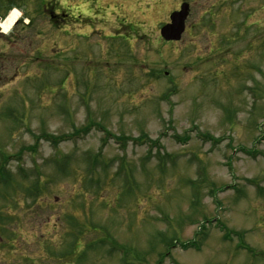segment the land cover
<instances>
[{
	"label": "rangeland",
	"instance_id": "rangeland-1",
	"mask_svg": "<svg viewBox=\"0 0 264 264\" xmlns=\"http://www.w3.org/2000/svg\"><path fill=\"white\" fill-rule=\"evenodd\" d=\"M88 3L3 64L0 264H264V0Z\"/></svg>",
	"mask_w": 264,
	"mask_h": 264
},
{
	"label": "flooded vegetation",
	"instance_id": "flooded-vegetation-1",
	"mask_svg": "<svg viewBox=\"0 0 264 264\" xmlns=\"http://www.w3.org/2000/svg\"><path fill=\"white\" fill-rule=\"evenodd\" d=\"M89 1L101 7V0H0V73L5 70L3 64H13L15 58H36L35 52L40 49L35 43L37 37H43L45 26L60 32L63 40L83 37L80 28L96 26L97 19L90 15L100 10L90 6ZM107 21L102 18L99 24Z\"/></svg>",
	"mask_w": 264,
	"mask_h": 264
},
{
	"label": "water",
	"instance_id": "water-1",
	"mask_svg": "<svg viewBox=\"0 0 264 264\" xmlns=\"http://www.w3.org/2000/svg\"><path fill=\"white\" fill-rule=\"evenodd\" d=\"M189 14V5L182 3L178 11L169 15V22L159 29L160 37L167 42H178L185 29V22Z\"/></svg>",
	"mask_w": 264,
	"mask_h": 264
},
{
	"label": "trees",
	"instance_id": "trees-1",
	"mask_svg": "<svg viewBox=\"0 0 264 264\" xmlns=\"http://www.w3.org/2000/svg\"><path fill=\"white\" fill-rule=\"evenodd\" d=\"M65 138V140H67L68 138L67 137H64ZM61 140V139H60ZM64 141V140H63ZM53 142L54 143H58L59 141H57L56 139H53Z\"/></svg>",
	"mask_w": 264,
	"mask_h": 264
},
{
	"label": "bare ground",
	"instance_id": "bare-ground-1",
	"mask_svg": "<svg viewBox=\"0 0 264 264\" xmlns=\"http://www.w3.org/2000/svg\"><path fill=\"white\" fill-rule=\"evenodd\" d=\"M11 22H12V21H11ZM8 26H9V25L5 26V27H4V30H7Z\"/></svg>",
	"mask_w": 264,
	"mask_h": 264
},
{
	"label": "clouds",
	"instance_id": "clouds-1",
	"mask_svg": "<svg viewBox=\"0 0 264 264\" xmlns=\"http://www.w3.org/2000/svg\"><path fill=\"white\" fill-rule=\"evenodd\" d=\"M18 11V10H17Z\"/></svg>",
	"mask_w": 264,
	"mask_h": 264
}]
</instances>
